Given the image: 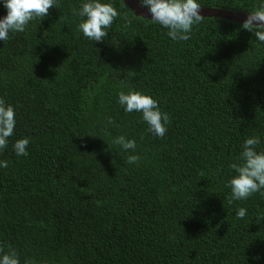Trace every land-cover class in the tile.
<instances>
[{
    "label": "trees",
    "instance_id": "trees-1",
    "mask_svg": "<svg viewBox=\"0 0 264 264\" xmlns=\"http://www.w3.org/2000/svg\"><path fill=\"white\" fill-rule=\"evenodd\" d=\"M82 2L58 0L0 41V97L17 120L0 152V246L21 264H264V196L229 202L226 186L247 137L264 150V43L208 16L174 41L123 0L93 42L78 28ZM200 4L251 13L264 0ZM129 89L169 114L163 138L118 103ZM121 134L139 164L113 143Z\"/></svg>",
    "mask_w": 264,
    "mask_h": 264
},
{
    "label": "clouds",
    "instance_id": "clouds-1",
    "mask_svg": "<svg viewBox=\"0 0 264 264\" xmlns=\"http://www.w3.org/2000/svg\"><path fill=\"white\" fill-rule=\"evenodd\" d=\"M58 0H0L6 9V15L0 17V41H7L10 35L24 32L34 19L40 20L49 15V10L57 8ZM138 3L150 13V21L167 29V35L174 41H187L195 25L203 20L200 0H138ZM76 15L81 19L79 30L93 42H100L108 36L116 18L121 15L112 0H83ZM252 32L257 41L264 43V5L251 12L241 25ZM118 103L126 113H141L148 124V131L163 138L170 124L167 112H162L159 102L151 94L129 89L118 93ZM109 125L118 126L112 117L107 118ZM16 109L3 97H0V152L9 144L16 128ZM259 136H249L242 144L239 162H232L230 168L234 175L227 181L230 188L229 202L247 200L254 193L264 196V150H258L261 144ZM29 137L19 138L13 144L17 156L28 155ZM125 152L129 164H139L142 157L135 152L137 142L121 134L113 140ZM7 160H0V168L8 167ZM238 218L247 216V209L240 207L236 211ZM0 264H21L14 249L5 252L0 246Z\"/></svg>",
    "mask_w": 264,
    "mask_h": 264
},
{
    "label": "water",
    "instance_id": "water-1",
    "mask_svg": "<svg viewBox=\"0 0 264 264\" xmlns=\"http://www.w3.org/2000/svg\"><path fill=\"white\" fill-rule=\"evenodd\" d=\"M123 1L126 5L130 6L136 15H140L144 18H150V13L146 8L142 7L138 3V0ZM201 14L203 16L225 18L231 21L243 23L250 13L245 11H234L225 8L201 6Z\"/></svg>",
    "mask_w": 264,
    "mask_h": 264
}]
</instances>
